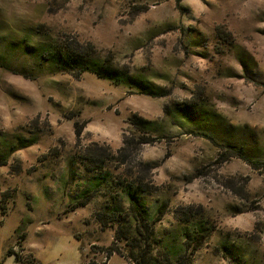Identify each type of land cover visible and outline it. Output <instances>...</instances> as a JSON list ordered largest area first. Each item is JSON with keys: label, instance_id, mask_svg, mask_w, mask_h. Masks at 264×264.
Returning a JSON list of instances; mask_svg holds the SVG:
<instances>
[{"label": "rangeland", "instance_id": "1", "mask_svg": "<svg viewBox=\"0 0 264 264\" xmlns=\"http://www.w3.org/2000/svg\"><path fill=\"white\" fill-rule=\"evenodd\" d=\"M0 159V264H264V0H0Z\"/></svg>", "mask_w": 264, "mask_h": 264}, {"label": "trees", "instance_id": "2", "mask_svg": "<svg viewBox=\"0 0 264 264\" xmlns=\"http://www.w3.org/2000/svg\"><path fill=\"white\" fill-rule=\"evenodd\" d=\"M180 1L182 0H178V2ZM93 50L94 49L91 46L85 47V46H80V45H78L77 47L75 46L73 48H66L64 50H58V52L55 53L56 57L54 58V61L56 62L58 60L60 65H62V69L64 71H67L73 74L75 73L77 76L82 74L83 72L89 71V72H93L99 75L100 77L112 79L115 73L112 72L111 69L105 65H98L97 63H95L94 59L91 58L94 56ZM49 58L51 59V56H49ZM75 69L77 70V72H73ZM135 124L141 129H146L145 127L147 126V122L142 119H136ZM83 130H84L83 125L76 124L77 141H80ZM157 141L159 140L145 135L139 142V145L140 147L152 145ZM133 143H134L133 139H131L128 136H125L122 149H125L133 145ZM110 153L111 152L108 148H100L98 151L89 150L85 152V158H83V164L86 167V169L90 171H94L98 168L100 169L111 158ZM226 155H227L226 159L237 157L243 160H247L246 155L242 149L230 148L228 151L226 150ZM2 165H6V161H2L0 159V166ZM253 165H257V164H253ZM90 197L91 196L88 195L86 198H84L78 204H76L74 208L87 205L90 201ZM166 210H167V204H164L163 207H161L159 210L160 219L165 215ZM99 217H100L99 220L105 223L106 214H100ZM207 234L208 233H200L197 235L196 242H195L196 250L202 248L204 244V240L207 237ZM111 252L112 251H110V257L112 256ZM17 261L19 263L20 260H17ZM145 261H146L145 257L142 255L140 262H136V264H148ZM192 261L193 259H187L185 256H182L180 257V261L178 262V264H191ZM104 264H107V262ZM164 264H173V262L168 257L164 260Z\"/></svg>", "mask_w": 264, "mask_h": 264}, {"label": "crops", "instance_id": "3", "mask_svg": "<svg viewBox=\"0 0 264 264\" xmlns=\"http://www.w3.org/2000/svg\"><path fill=\"white\" fill-rule=\"evenodd\" d=\"M113 260V259H112ZM122 264H125L123 261L121 262Z\"/></svg>", "mask_w": 264, "mask_h": 264}]
</instances>
